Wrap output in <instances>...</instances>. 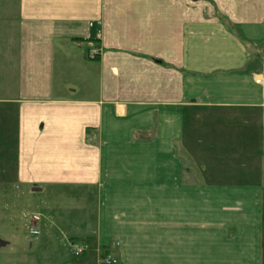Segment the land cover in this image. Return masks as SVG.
<instances>
[{
    "label": "crops",
    "instance_id": "1",
    "mask_svg": "<svg viewBox=\"0 0 264 264\" xmlns=\"http://www.w3.org/2000/svg\"><path fill=\"white\" fill-rule=\"evenodd\" d=\"M18 2L0 179L80 193L64 264H264V0Z\"/></svg>",
    "mask_w": 264,
    "mask_h": 264
},
{
    "label": "rangeland",
    "instance_id": "2",
    "mask_svg": "<svg viewBox=\"0 0 264 264\" xmlns=\"http://www.w3.org/2000/svg\"><path fill=\"white\" fill-rule=\"evenodd\" d=\"M18 13V0H0V67L1 65L9 67L10 95H13L17 68ZM4 74L0 78H3ZM8 121L10 122V119ZM11 129L13 130V125ZM26 192L24 187L15 183L13 162L10 161V182L6 183L0 179V264H64L65 261L77 259L73 253L82 245L78 244V240L69 238L72 229L53 226L50 218L46 220L48 213L43 209L46 204L61 210L68 208L70 203L75 204L74 206L82 205L83 201L77 203L72 200L73 195H78L77 197L80 198V193H71L69 194L71 197L67 196V193L53 196L47 190L36 195H29ZM74 206L71 207L73 213L68 217L70 221L77 220L74 218L79 211L74 213ZM30 213L38 214L40 217L36 226L39 230L38 236L30 234L32 223ZM88 236L91 237V234ZM73 241H76L75 244ZM99 254L101 255V252ZM82 258L79 257L78 260ZM116 261L118 264L117 259Z\"/></svg>",
    "mask_w": 264,
    "mask_h": 264
},
{
    "label": "built area",
    "instance_id": "3",
    "mask_svg": "<svg viewBox=\"0 0 264 264\" xmlns=\"http://www.w3.org/2000/svg\"><path fill=\"white\" fill-rule=\"evenodd\" d=\"M255 82H256V84H258V85H262V84H263V83H262V80H261L260 78H255ZM31 219H32V223H33V225H35V224L39 221V217L36 216V215H33V216L31 217ZM30 233H31V235H33V236H37V235H38V231H37L35 228H33V227H32V229H31ZM75 250H76V251H74V254H75L76 256H78V255H80V254L82 253V249H81V248H78V247H77V249H75ZM101 263H102V264H116L117 261H116L115 259H112L111 257L107 256V257H105V258H103V259L101 260Z\"/></svg>",
    "mask_w": 264,
    "mask_h": 264
},
{
    "label": "water",
    "instance_id": "4",
    "mask_svg": "<svg viewBox=\"0 0 264 264\" xmlns=\"http://www.w3.org/2000/svg\"><path fill=\"white\" fill-rule=\"evenodd\" d=\"M32 192H33V193H38V192H40V189H38V188H33V189H32Z\"/></svg>",
    "mask_w": 264,
    "mask_h": 264
},
{
    "label": "trees",
    "instance_id": "5",
    "mask_svg": "<svg viewBox=\"0 0 264 264\" xmlns=\"http://www.w3.org/2000/svg\"><path fill=\"white\" fill-rule=\"evenodd\" d=\"M105 254H106V251L102 250L100 257L103 258L105 256Z\"/></svg>",
    "mask_w": 264,
    "mask_h": 264
}]
</instances>
